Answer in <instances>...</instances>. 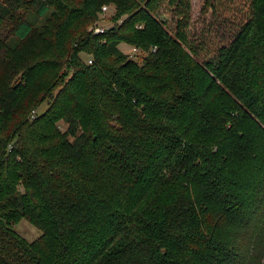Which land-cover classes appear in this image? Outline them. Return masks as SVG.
<instances>
[{"label":"trees","instance_id":"obj_1","mask_svg":"<svg viewBox=\"0 0 264 264\" xmlns=\"http://www.w3.org/2000/svg\"><path fill=\"white\" fill-rule=\"evenodd\" d=\"M21 6L0 34V264H264V0H203L195 44L189 0H0V21Z\"/></svg>","mask_w":264,"mask_h":264},{"label":"rangeland","instance_id":"obj_2","mask_svg":"<svg viewBox=\"0 0 264 264\" xmlns=\"http://www.w3.org/2000/svg\"><path fill=\"white\" fill-rule=\"evenodd\" d=\"M202 2L203 0H189V4H190L189 17L187 20V27L185 29L188 40L194 44L197 41H199L201 38L206 37L209 39V37H211V35L214 34L213 30L209 32L207 29L209 22H211V27H212L213 18L211 16L210 11H207L206 13L201 12ZM24 10H25V6L16 8L13 10L12 16H7L5 19L1 20L0 34L6 35V33L9 32V30L12 28V26L15 23V18H14L15 14L21 13ZM113 11H114V6L107 5V10L105 11L104 16L101 15V17L98 18L96 25H100L101 27L112 26L113 21L110 20V17ZM119 46H121L123 51L129 54L130 58H132L135 61H138V63L141 64L142 54L141 53L139 54L138 50H134V47L127 45L124 42H121ZM45 109H46V101L41 103L39 107L36 109V111L32 112V115L37 114L39 112H43ZM59 123L61 130H65L66 124L62 122ZM14 228L22 237H24L28 241L35 240L39 236H41V231L35 228L25 219H21L17 224L14 225Z\"/></svg>","mask_w":264,"mask_h":264},{"label":"built area","instance_id":"obj_3","mask_svg":"<svg viewBox=\"0 0 264 264\" xmlns=\"http://www.w3.org/2000/svg\"><path fill=\"white\" fill-rule=\"evenodd\" d=\"M106 10H107V5L102 6L101 13L99 14V18L101 17V15L104 16V13ZM96 23L97 21L92 26L89 27L88 31H91L97 34L98 32H104V30H106L109 27V26L101 27L100 25H96ZM134 50L136 49L134 48ZM88 62L90 64L92 63L90 60H88ZM31 118H34V115H31Z\"/></svg>","mask_w":264,"mask_h":264},{"label":"crops","instance_id":"obj_4","mask_svg":"<svg viewBox=\"0 0 264 264\" xmlns=\"http://www.w3.org/2000/svg\"><path fill=\"white\" fill-rule=\"evenodd\" d=\"M121 47V46H120ZM122 49V48H121ZM123 50V49H122Z\"/></svg>","mask_w":264,"mask_h":264}]
</instances>
